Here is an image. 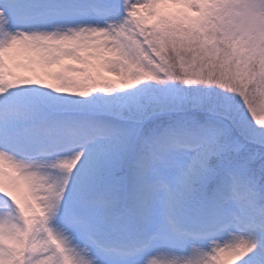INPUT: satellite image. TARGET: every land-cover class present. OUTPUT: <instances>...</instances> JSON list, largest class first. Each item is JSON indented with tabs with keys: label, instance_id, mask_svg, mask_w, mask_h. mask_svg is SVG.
<instances>
[{
	"label": "snow or ice",
	"instance_id": "snow-or-ice-1",
	"mask_svg": "<svg viewBox=\"0 0 264 264\" xmlns=\"http://www.w3.org/2000/svg\"><path fill=\"white\" fill-rule=\"evenodd\" d=\"M0 264H264V0H0Z\"/></svg>",
	"mask_w": 264,
	"mask_h": 264
}]
</instances>
